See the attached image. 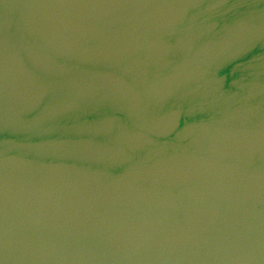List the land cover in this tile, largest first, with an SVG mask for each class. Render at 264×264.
I'll use <instances>...</instances> for the list:
<instances>
[{
  "label": "water",
  "instance_id": "obj_1",
  "mask_svg": "<svg viewBox=\"0 0 264 264\" xmlns=\"http://www.w3.org/2000/svg\"><path fill=\"white\" fill-rule=\"evenodd\" d=\"M0 264H264V0H0Z\"/></svg>",
  "mask_w": 264,
  "mask_h": 264
}]
</instances>
